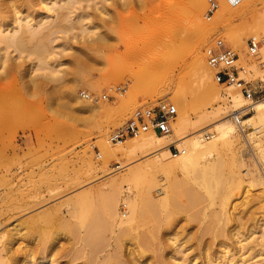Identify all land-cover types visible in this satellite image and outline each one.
I'll list each match as a JSON object with an SVG mask.
<instances>
[{"label":"rangeland","instance_id":"374dc122","mask_svg":"<svg viewBox=\"0 0 264 264\" xmlns=\"http://www.w3.org/2000/svg\"><path fill=\"white\" fill-rule=\"evenodd\" d=\"M132 1L134 4L131 3L134 5L135 11L139 15H89V18L98 20H95V22L93 21V24L96 22L98 23L103 18L101 23L99 22L100 24H95L96 26L91 30L93 33L91 36L95 38V35L99 37L104 35L100 38L107 39L104 40V45L101 43L100 39H96L100 41L99 43H101L104 48L99 46L100 44L88 35L86 39L89 41L93 39L92 41L95 42L97 48L95 46H91L93 48L86 47L87 49L80 47L81 44L79 43L81 40L79 37L81 34L78 35L80 33L79 28L81 24H86V26H88V21L86 20L81 24L75 23L73 25V30L71 32L69 31L68 34H64L65 37L67 35L69 38L72 37L73 34L78 35V39H68V44L65 45V47H56L53 55H49L45 50L42 52L40 49L38 50L40 53H38L34 46H30L32 48L27 47V49H21L10 53V58L6 61V64L2 66L5 67L3 68L4 72L0 69L2 71H0L1 87L7 89L5 99L3 98L4 100H0V237L2 238V236L6 234L5 236L7 239L10 237V234H12L11 239H9V246L12 250H10V253H2L3 257L0 264L22 263L21 255L14 250L17 249L16 247L19 243H22V245L19 246H31L29 242H31L33 238L30 240L29 237L18 238L16 235L13 236L14 233H17L16 231L19 230H15L14 228H17L16 225L20 223L24 224L23 228L26 225L30 227L32 224H35L33 222L29 223L31 218L47 208L57 209V214L70 221V226L72 227L71 231L64 229L61 231L57 228L51 229L55 241L58 240L59 242L57 246L67 250L61 258H57V263L133 264L134 261L132 262L131 259H133L132 251L134 250L135 244L132 228L129 223L119 225L118 222L117 224L113 221L111 222L107 211V207L109 206V201L107 202V200H110L108 197H112L114 194H106V192L108 193L109 191L107 186L109 180L122 177L129 168L136 167L138 163L141 164L140 162H143L145 158L142 160L137 159L128 165H126V161L122 158L109 159L107 163L109 173L103 175L96 170L94 174H87L85 172V164L82 162L84 159L83 157L86 154L90 155L92 162L97 165L100 164L101 158H97V155L100 154L97 144L99 143V138L102 137V135L110 137L111 133L123 125L135 109L146 105H156L159 101H168L176 106L171 100L170 94L179 90H184L187 96L191 97L197 82L191 65L193 49L195 51L199 50L200 53L204 54V50L212 46L216 39H221L227 47L231 48L237 54L239 52L227 41L225 34L231 33L233 35L239 34L245 36L247 32L246 26L260 23L264 16V0H245L247 6L244 10L241 12H231L221 17L217 15V12L220 5H226V3H223V0L222 2L221 0H218L219 2L214 0L218 4V9L210 20L204 18L209 0H206L204 11L200 15H189L187 12L189 5H185L183 7L185 15H178V22L175 21L176 15H142L141 10L136 7L138 5L140 6L142 1H150L151 5L155 7L158 0ZM35 8L37 9V7ZM38 11L41 12L42 10L38 8ZM195 20H200L201 23L207 27V30H209L210 26L212 32L207 34V36H201V27L193 25ZM103 21L107 22L109 25H104ZM217 21L222 23L223 27L214 31V29L212 30V25ZM102 25L106 28L102 27ZM97 26L98 28L96 29ZM107 27H109V29H107ZM94 29H96L95 33L98 34H94ZM177 33L180 38L183 39L184 48L177 64H174L168 70L169 73L167 75L173 78V82L168 87V92L164 96H153L154 98H150L149 96L142 97L145 100L139 97L132 101L134 98L127 96L129 86L122 95L125 96V98L114 93L113 89L118 84L125 83L129 80V85L132 83V80L128 79V77H130L129 74L121 71H124L125 68H137L145 58L150 57L154 51H156L155 49L157 46L155 45H153V47L148 46L144 49L138 48L141 47L139 44L145 36L157 34L159 37V35L164 36ZM79 40L80 42L78 43ZM60 41L61 40L55 41L54 45L59 44ZM245 41H247V39ZM30 49L33 50V52ZM38 58L41 61H38ZM253 61L252 58L247 56L244 59L241 58L239 62L237 61V64L239 67L246 69L247 80L251 82L255 91L258 93L251 101L261 102L264 101V79L261 76V73H264L261 72L262 69L264 70V67L258 63L256 66V63H254L255 61ZM51 67L53 69H58V72L50 75ZM249 68L252 69L250 70ZM254 68L260 71L261 75L255 77V73L259 74V72H254ZM124 74L125 76L123 77ZM122 78L127 79L124 81ZM73 79L75 82L72 83ZM69 83L71 86L70 92L67 95H62L61 91L63 86ZM218 86L221 88L225 87L222 85ZM80 91H85L93 97H96L97 101L90 103L95 106L101 104L109 108L108 110L112 112V115L101 114L100 116H90L83 108L81 96L79 95ZM49 92L55 93V97L53 96L51 101H48L50 97ZM104 94L107 95L108 98L102 99V95ZM127 97L130 99L127 100ZM147 97H149V99H146ZM188 100L191 99L188 98ZM134 101L136 102L134 103ZM67 105H70L73 111L66 108ZM49 106L52 108V111L54 110L52 112L53 114L48 112ZM114 110H117V113L114 114ZM197 110L198 105H193L190 111L191 116H193ZM241 112L243 113L239 115L241 120H244L250 115V111L248 110H242ZM42 114L45 116H41ZM220 122L230 123L234 126L237 137L234 138L235 140L233 139L235 142L231 145V148L232 146L233 148L230 150L231 152H229L233 154L230 155L228 150L226 151V149L224 150L220 146H216L200 154V157L211 162V166L208 168V174L210 173L211 176H215L212 177V183L214 182L213 190L215 189L219 193L218 188L215 187V181L216 183L219 182L220 179L227 181L225 191L229 193V202L233 201L234 204L235 220L233 218L231 222H228V228L226 227L227 223L223 222V225H225L224 227L227 229V234L230 230L229 238L231 241L229 240L228 243L231 252L228 248L229 254L238 249V245L235 244L237 236L238 239L240 238V240L246 242L244 243L242 241L244 245H247L245 248L246 250H248V245L251 242L250 249L247 252H252L251 240H254L253 238H255V240L261 239L262 236L260 234H264V205L260 201L261 190L259 186L251 187L250 191L245 194L244 199H240L239 194L247 184V175L245 176L242 168L245 170L249 169L247 172H250L252 177L258 175L262 176L261 174H263L264 128L259 127V133L254 131L249 124H246L245 138L237 131L232 116H228ZM210 130L212 134H215L213 129ZM210 132L208 130L205 131V133H200V135L204 136L206 133ZM171 134V138L175 139L176 137L173 131ZM128 139L129 138H126V140ZM240 160H242V164H244L243 167H241L239 163ZM256 161L260 164L258 163V165ZM257 165L258 167L262 166L261 169L257 168ZM169 170V174L161 179V183L167 187L170 197L174 196L172 198H175L176 202L179 200L178 206L182 204V208L185 206L186 209L190 208V210L202 207L204 209L207 208L206 210L209 211L217 206L216 201L214 202L215 204L213 203L214 205L212 203L208 204L209 200L206 199V197L200 198L199 201H201V205L198 203V195H204L202 194L204 191L203 189L200 190L195 184L196 181L199 180V178H197V173L182 175L175 165H171ZM250 173L249 175H251ZM174 177L177 178L174 179ZM157 182L158 181L147 180L141 183L140 198L143 204L148 197L160 198L162 196L161 185ZM120 190V193L117 195L118 202H116V208L119 216L124 218L123 215L127 216L128 213V205L126 204L125 198L133 196V187L126 182H122L120 183ZM85 191H92V197L85 201L87 205L85 204L82 206L79 212L77 210L75 213H71L70 216L66 201L80 192L82 193ZM56 192L59 194L56 195ZM38 193H40V200L36 199L38 203L26 198L27 195H38ZM172 198H169V202L174 206L175 204H173L174 200ZM196 199L197 202H195ZM203 199L205 202L202 201ZM26 200L31 202L29 203ZM35 203L37 204L32 207ZM83 207H85V209ZM193 207L196 208L194 209ZM84 214L87 216L84 217ZM106 214L107 216H105ZM89 216L92 217L89 218ZM96 217L100 219L98 220L97 218L96 220ZM106 217L107 221H105ZM76 218L79 221L76 220ZM86 219H88V221ZM80 220L82 222H80ZM24 221L26 223H24ZM205 221L207 225L208 219H205L204 222ZM235 221L237 222L235 223ZM92 222H94V224H92ZM184 222L182 220L180 222L181 225L179 223L178 226L183 227ZM199 222L196 224V221H193L191 225L189 224L191 223L190 221L184 225L183 230H180L177 226V228H175L177 230H174L176 232L178 231V234L174 233L176 236L174 238L178 241H184L188 233L191 231L194 232V230H196L195 227L200 226ZM216 223L212 225L211 222L210 226L211 231L218 232L216 235L217 238L222 231L225 230L226 232V229L221 225L222 222H219V224L217 223V226ZM220 226L223 227L222 230ZM161 227L163 229L165 226ZM216 229H220L221 231H215ZM52 232L50 233L52 234ZM167 232L169 231L166 229H159L160 237L157 236L156 243L154 242L153 247L150 248V251L153 250V253L149 254L147 251L145 252L146 258L149 259L150 263L154 261L156 264H161V262L162 264H179L177 263L178 261H173L172 263L167 259V254L169 255V252L172 253L171 246H169L168 249L165 248L164 251L157 250L159 253L155 251L156 247L154 248V246L159 244L158 242L165 241V238L172 235L170 232L167 235ZM161 237H163V239H161ZM207 237L209 239V235ZM207 237L205 236L204 238L207 239ZM81 238L90 239L92 241L103 240L101 242H105V244L99 251L97 250L98 252L96 254L93 256L91 254L92 258L86 259L85 257L78 256L70 260L71 258L69 255L71 254H69V252L73 254L75 243ZM219 238L222 240L219 236L217 239L218 241ZM217 240L213 243V245H216H214L216 248H214L213 245L211 247L214 256H219L220 253L215 254V252L218 253L223 250L221 248L219 249L216 244L218 242ZM249 240L250 242L248 244L247 242ZM230 242H232V245H230ZM166 245L170 244L168 243ZM184 245L186 244L184 243ZM217 247L219 251H217ZM87 252H90L89 249H87ZM161 254L164 257V261L162 260L159 262L158 255L160 257ZM113 255L115 256L112 259L111 256L113 257ZM54 259H56L55 256Z\"/></svg>","mask_w":264,"mask_h":264},{"label":"bare ground","instance_id":"6f19581e","mask_svg":"<svg viewBox=\"0 0 264 264\" xmlns=\"http://www.w3.org/2000/svg\"><path fill=\"white\" fill-rule=\"evenodd\" d=\"M131 2L133 3L132 0H0V69L4 72L3 68L5 67L2 66L6 64V61H8V59L10 58L9 54L12 52H16L21 49H27V47L32 48L34 46L37 49L36 52L38 53H40L38 51L40 49V51L42 50V52L45 50V52H47L49 55H53L56 47H65V45L68 44V39H78V35L80 34L81 35L79 38L81 42L79 40L78 43L80 42L79 44H81V48L85 49L86 47L88 48L91 46H95V42L92 41L93 39H90L91 41H89L88 39H86V36L93 35L91 30L96 25H98L99 22L101 23V20H103V18L98 23L96 22L93 24V21L95 22V20L97 19L93 20L89 18V15H139L135 11V7L133 5L134 3L132 4ZM223 3L225 2L223 1ZM185 5H189V9L187 11L189 15H200L204 11L206 0H158V3L155 5V7L151 5L150 1H142L140 6L138 5L136 7L141 10L142 15H176L177 17L175 18V21L178 22V15H185V11L183 10V7ZM246 6L247 3L245 0H242L241 3L236 7H231L227 4H221L217 15L221 17L231 12H241L245 9ZM35 7H37V9ZM38 8L42 11L39 12ZM86 20L88 21V26H86V24L82 25L81 23ZM75 23L81 24L79 28L80 33L78 35L73 34L70 38L67 37V35L65 37L64 34H68L69 31L71 32L74 28L73 25ZM107 24V22H104V25ZM193 25L201 27V36L203 37L212 32L211 27L209 26V30H207V27L204 26L200 20H195ZM102 27L104 26L102 25ZM222 27L223 24L217 21L213 23L212 30L214 29V31H217ZM97 28L98 26L96 27V29ZM96 29L93 30L94 34H98L95 33ZM107 29H109V27H107ZM246 29L247 32L245 36H241L239 34L233 35L231 33L225 34L227 41L235 50L239 52L237 53L239 55L238 62L241 58L244 59L245 57H247L245 53V40H248L252 37L258 39L264 33V16L262 17L260 23L247 25ZM103 36L101 35V37ZM101 37L95 35L94 38L93 36H91V38H94L95 40H99ZM58 40H61L59 44L54 45L55 41ZM100 40L103 44L104 40L107 39L102 38ZM97 42L99 43L100 41ZM101 43H99V46H102ZM139 45L141 47L138 48L141 49H144L148 46L153 47V45L157 47L155 49L156 51H154V53L150 57L145 58L137 68H125L124 71H121L128 73L131 77H128V79L132 80V83L128 85L129 92H127V96L134 98L132 99V101L139 97L143 99L142 97L146 96H149L150 98L153 96H164L168 92V87L173 82V78L167 75L169 73L168 70L171 66L177 64L178 60L181 57L184 48L183 39L180 38L178 33L164 36L159 35V37L157 34L147 35L141 40ZM95 47L97 48V46ZM102 47L104 48V46ZM31 51L33 52V50ZM260 52L262 53L261 60L262 62H264V47ZM38 61L41 60L39 59ZM254 63H256V66L257 63L259 64L258 61H255ZM191 65L193 67V72L197 80L195 89L193 91L194 95L192 94L191 97H188L187 93L184 90L175 91L170 94L171 100L176 104L178 108L177 116L172 124V131L174 132L176 138L172 139V134L161 137V135L158 136L152 133H148L139 137H131L128 140L125 139L117 143H111L109 137L102 135V137H100L98 140L99 143H97L100 150V154H98L97 158H101V162L98 165L95 164L94 162H92L90 155L86 154L83 157L84 159L82 161L84 162L86 167L85 172L87 174H94L96 170L101 172L103 175H106L109 173V169L107 167L109 159L122 158L124 159V161H126V165H128L130 163H133L137 159L142 160L145 158L143 162H140L141 164L138 163L139 165H135L136 167H131V169L129 168L130 170L127 168V172L125 174L123 173L124 175L122 177L109 180L107 184L109 191L108 193L106 192V194H114V196H116L114 197L111 195L112 197H108V199L110 200H107V202L109 201L107 211L111 222L113 221L116 224L118 222L119 225L129 223L132 228L133 240L135 244L133 248L134 250L132 251L133 259H131L132 262L134 261L133 264L155 263L154 261L153 263H150L149 259L146 258L145 252L147 251L149 254L153 253V250L150 251V248L153 247L154 242L158 237H160V234L162 235L161 232L159 234V229H166L167 231L172 233V235L165 238V241L163 240L164 242L157 241L159 244H157L158 249L157 245L154 246V248L156 247L155 251H164L165 248L168 249V247L171 246L172 253L169 252V255L167 254V259H169L172 263L173 261H178L177 263L179 264H231V262L232 264H264L263 233V235L260 234L262 236L261 239L257 238L258 240H255V238H253L254 240H251L252 252L249 251L251 253L247 252L250 249V240L247 242L248 244L250 242V244L248 245V250H246L245 248L247 245H244V243L246 242L240 240V238L238 239L237 236L235 239V244L238 245V249L229 254V251L231 252L228 243V241L230 240V230L228 229L229 231L227 234L226 227L227 225H229L228 222H231L233 218L234 220L236 218L234 213V204L233 201L229 202V193L225 191L227 181H224L222 179H220L217 183L215 181V187L218 188L219 193L215 189V191L213 190L214 182L212 183V177L214 175L211 176L210 173L208 174V168L211 166V162L200 157V154L216 146H220L224 150L226 149V151L228 150V153L231 152L230 150L233 148V146L231 148V145L233 144V142H235L234 138L237 137L234 126L230 123L220 122L222 119H225L228 116H232L234 122L235 117L243 114L241 112L242 110H248L250 111V115L242 120V124H249L256 132H259V127L264 128V101H251L250 99H247L245 96H243L233 86H227L224 88L219 87L213 79V72L206 63L205 55L203 53H200L199 50L195 51L193 49ZM249 69L251 70L252 68ZM255 70L254 72H259V74L255 73L254 76L257 77L258 75L262 74L261 76L264 79V73L260 74V71ZM57 72L58 69H53L51 67L50 75ZM261 72H264V70L262 69ZM124 76L125 74L123 75V77ZM126 79H124V81ZM73 82H75L74 79L72 83ZM70 83L63 86L61 91L62 95H67L70 92ZM1 84L0 100H4L7 89L1 87ZM54 94L55 93L53 92L50 93L48 101H51L53 99ZM129 97H127L128 99H126L129 100ZM149 97H147L146 99H149ZM122 98H125V96H122ZM188 98H190L191 100H188ZM81 101L85 112L90 116H100L101 114H106L109 116L112 115V112L108 110L109 108H106L101 104L99 106H95L91 104L90 101L83 100V98H81ZM135 102L136 101H134V103ZM196 104L198 105V110L193 114V116H191V108ZM69 106L70 105H67L66 108L72 110V107L70 106V108ZM53 111L49 106L48 112H51V114H53ZM115 113H117V110L114 112V114ZM41 116L45 115L42 114ZM210 129H213L215 131V134H212L209 139L205 138L203 135H200V133H205V131L208 130L210 132ZM260 137L262 138L261 135ZM172 143L179 149V152L175 155H173L168 149L169 144ZM239 163L241 167H243L244 164H242V160H240ZM258 163L259 162H257V164ZM171 165L177 166L182 175L197 173V178H199V180L196 181L195 184L200 188V190L203 189L204 191V193H202L204 195L197 194L198 203L200 204L201 202L199 201L200 198L202 199V197H206V199L209 200L208 204H213L216 201L217 206L213 210L211 209V211L206 210L207 208L204 209L202 207L195 209L197 206L195 208L193 207L195 210H190V208L186 209L185 206H183L184 208H182V204L180 205V203V206H178L179 200H177L176 202V199L172 198L174 196L170 197L168 195L167 187L161 183V179L165 175L169 174ZM258 165L257 168L261 169L262 166L258 167ZM242 169L245 176L247 175V184L243 187V190L239 194V198L244 199L245 194L250 191L251 187L259 186L261 190L260 201L264 205V167L262 169V176L258 175L253 177L250 172L249 173L251 175H249V173L247 172L249 170L248 168V170H245L244 168ZM176 178L177 177H174V179ZM147 180L158 181L157 183H160L162 196L160 198L148 197L146 201L144 199L145 203L143 204L140 198V185L141 183H143V181ZM122 182H126L128 185L133 187V196L125 198V201L127 202L126 204L128 205V213L127 216L123 215L124 218H122V216H119L116 208V202H118L117 195L121 191L120 183ZM57 194L59 193L56 192V195ZM39 196L40 193H38V195H27L26 198L37 202L36 199L38 200ZM168 196L169 198H172L174 200V203L172 202L173 204H175L174 206H172L169 202L170 200ZM91 197L92 191H85L82 193L80 192L79 194L68 199L66 203L70 216L71 213H75L77 210L79 212L82 206H84L85 204L87 205L85 201L87 199L89 200V198ZM197 199L195 202H197ZM204 199L202 201H204ZM26 201H28L29 203L31 202L29 200ZM37 203L33 204L32 207ZM83 208L85 209V207ZM57 212L58 210L55 208H47L35 214V216L31 218L29 223L33 222L35 224H32L30 227H27L26 225L23 228L24 224L22 223L16 225L17 228L14 229L19 230L16 231L17 233H14L13 236L16 235L18 236V238L29 237L30 240L31 238H33L31 242H29L28 240L31 246H19L22 245V243H19L16 247L17 249L14 250L21 255V264H59L56 262L57 258H61V256H63V254L67 252V250H64L57 246L59 242L58 240L55 241L54 237L52 236L53 232L51 229L57 228L61 231H63L62 229L71 231L72 227L70 226V221L66 220L64 217H61L59 214H57ZM86 216L87 215H85L84 217ZM105 216H107V214ZM90 217L92 216H89V218ZM97 218L98 220L100 219L99 217H96V220ZM205 219H208L207 225V222H204ZM76 220L78 219L76 218ZM86 220L88 221V219ZM182 220L183 222H185L183 224V227H180L178 225ZM105 221H107V217ZM190 221L191 223H189ZM193 221H196V224L200 221V226H196V230H194V232L191 231L190 233H188L186 235V238H184V241L176 240V238H174L176 237L174 233L178 234V231L176 232L175 230L177 229L175 228H177L178 226L180 230H183L186 223L192 225ZM80 222L82 221L80 220ZM211 222L212 225L216 222L218 224L219 222H222L221 225H223V222L227 223L226 227H224L225 225H223V227L226 229V232L224 230L218 235V237L220 236L222 240H220V238L219 241L217 240L218 237L216 238V235L218 232L211 231ZM236 222L237 221H235V223ZM24 223L26 222L24 221ZM92 224H94V222H92ZM161 226L165 227L162 229ZM223 227H221L220 229L222 230ZM14 229L12 228V230ZM217 229L215 231H221L220 229ZM49 231L52 232V234ZM169 232H167V235L169 234ZM5 235L6 234H4L2 238L0 237V261L3 257V252L10 253V250H12L9 246V239H11L12 234H10V237L7 239ZM208 235L209 239L207 237ZM205 236L207 237V239L204 238ZM161 239H163V237H161ZM215 240L218 241H216V244L218 245L219 249H223L218 253L215 252V254L220 253L219 256H214L213 251H211V247ZM101 241H92L90 239L84 238L79 239V241L75 243V247L73 248L75 250H73V254L72 252H69V254H71L69 255L71 259H69L72 260L74 259V257L78 256L85 257L86 259L90 257L92 258V256L96 254L101 249V247H104L105 242L103 243ZM167 242L170 245H166L168 244ZM232 242H230V245H232ZM184 243L187 246L184 245ZM215 246L214 248H216ZM218 247L217 251H219ZM87 249H89V253L87 252ZM159 251H157V253H159ZM54 256L56 257V259H54ZM114 256L115 255H113V257L111 256V258L113 259ZM163 258L164 257L162 256V254L160 257L158 255V259L160 260L159 262H161L162 260L164 261Z\"/></svg>","mask_w":264,"mask_h":264},{"label":"built area","instance_id":"2783aa9c","mask_svg":"<svg viewBox=\"0 0 264 264\" xmlns=\"http://www.w3.org/2000/svg\"><path fill=\"white\" fill-rule=\"evenodd\" d=\"M228 6L236 7L242 0H223ZM218 4L214 0H209L204 18L209 20L217 11ZM246 55L264 67L261 61V49L264 47V34L256 39L249 38L245 44ZM205 60L213 72V79L218 85L233 86L247 99H254L258 94L250 81L247 80V71L237 64L238 55L227 47L221 39H216L212 46L204 50ZM129 85V81L118 84L114 87V93L122 96ZM79 95L84 100L96 102L97 98L85 91H80ZM108 98L102 95V99ZM177 116V108L168 101H159L156 105H146L135 109L123 125L115 129L109 140L117 143L126 138L139 137L152 133L155 135L167 136L172 133V124ZM234 124L237 131L246 138V127L242 124L241 117H235ZM212 133H206L205 138L209 139ZM247 141V139H246ZM169 151L175 155L179 149L172 143L168 146ZM98 156V155H97Z\"/></svg>","mask_w":264,"mask_h":264}]
</instances>
